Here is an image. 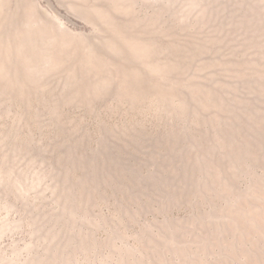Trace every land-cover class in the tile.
Listing matches in <instances>:
<instances>
[{
  "label": "rangeland",
  "instance_id": "1",
  "mask_svg": "<svg viewBox=\"0 0 264 264\" xmlns=\"http://www.w3.org/2000/svg\"><path fill=\"white\" fill-rule=\"evenodd\" d=\"M0 264H264V0H0Z\"/></svg>",
  "mask_w": 264,
  "mask_h": 264
}]
</instances>
